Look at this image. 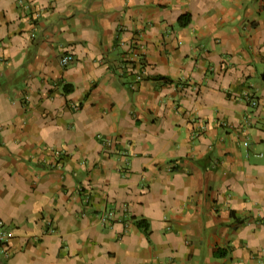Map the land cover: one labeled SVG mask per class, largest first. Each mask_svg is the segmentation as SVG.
Wrapping results in <instances>:
<instances>
[{"label": "crops", "instance_id": "crops-1", "mask_svg": "<svg viewBox=\"0 0 264 264\" xmlns=\"http://www.w3.org/2000/svg\"><path fill=\"white\" fill-rule=\"evenodd\" d=\"M0 228V264H264V0H0Z\"/></svg>", "mask_w": 264, "mask_h": 264}, {"label": "built area", "instance_id": "built-area-1", "mask_svg": "<svg viewBox=\"0 0 264 264\" xmlns=\"http://www.w3.org/2000/svg\"><path fill=\"white\" fill-rule=\"evenodd\" d=\"M72 60V56L70 55H66V56H63L61 59H60V64L62 66H65L67 65L70 61ZM256 104V101L255 100H252V105H255ZM203 128V126L201 127V129ZM104 218V217H103ZM102 218V219H103ZM7 242L6 240V235L5 233L1 230L0 228V251H2L1 249H3L4 247V244ZM4 252V250H3Z\"/></svg>", "mask_w": 264, "mask_h": 264}, {"label": "trees", "instance_id": "trees-1", "mask_svg": "<svg viewBox=\"0 0 264 264\" xmlns=\"http://www.w3.org/2000/svg\"><path fill=\"white\" fill-rule=\"evenodd\" d=\"M187 19H188V16L187 15H183L179 18V23L181 25H185L187 23ZM138 226L143 228L144 230H146V225L144 223H138Z\"/></svg>", "mask_w": 264, "mask_h": 264}]
</instances>
